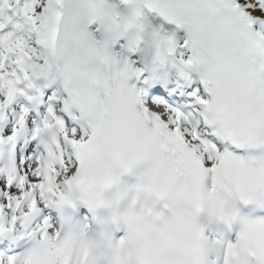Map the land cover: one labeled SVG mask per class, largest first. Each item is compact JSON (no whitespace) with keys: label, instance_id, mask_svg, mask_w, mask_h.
Segmentation results:
<instances>
[{"label":"snow or ice","instance_id":"obj_1","mask_svg":"<svg viewBox=\"0 0 264 264\" xmlns=\"http://www.w3.org/2000/svg\"><path fill=\"white\" fill-rule=\"evenodd\" d=\"M0 264H264V0H0Z\"/></svg>","mask_w":264,"mask_h":264}]
</instances>
